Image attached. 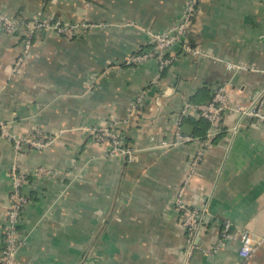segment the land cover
I'll list each match as a JSON object with an SVG mask.
<instances>
[{
    "label": "crops",
    "instance_id": "obj_1",
    "mask_svg": "<svg viewBox=\"0 0 264 264\" xmlns=\"http://www.w3.org/2000/svg\"><path fill=\"white\" fill-rule=\"evenodd\" d=\"M188 1L0 0V11L10 16L91 24L72 38L38 31L16 72L24 35L0 31V118L18 135L42 130L56 138L51 147L25 145L17 154L0 135V250L11 166L18 162L27 173L18 264H264V122L232 108L264 89V0H200L190 41L206 54L180 56L158 81L156 60L129 62L151 48L155 33L179 22ZM217 86L228 90L231 108L185 199L208 202L200 246L217 243L225 220L262 240L245 262L238 238L213 256L201 250L187 256L175 200L201 142L162 148L152 140L172 141L184 103L209 100ZM115 121L125 145L138 150V162L107 156V146L96 142L93 130ZM206 124L192 112L182 131L203 137L199 127ZM39 167L51 172L37 175Z\"/></svg>",
    "mask_w": 264,
    "mask_h": 264
},
{
    "label": "built area",
    "instance_id": "obj_2",
    "mask_svg": "<svg viewBox=\"0 0 264 264\" xmlns=\"http://www.w3.org/2000/svg\"><path fill=\"white\" fill-rule=\"evenodd\" d=\"M200 0H189L183 11L179 22L166 31L155 33L152 37L151 48L131 55L129 62L140 63L149 59L156 60L158 73L154 79L158 81L164 70L170 67L180 56H201L206 52L199 45H193L190 41L192 26L199 10ZM91 26L90 23H53L51 20H44L40 17L25 19L14 17L0 11V31L6 34L22 33L24 35L22 51L18 55L13 65V71H19L28 59L34 38L37 32L42 29H56L61 35L72 38L82 29ZM231 69L246 68L243 64L230 63ZM146 99L145 92L137 97V106ZM231 108L228 90L225 86L214 88L209 100L193 104L185 102L177 116L175 137L172 141L163 137L152 136L155 147L170 148L179 144L200 140L201 145L194 154L191 161V169L188 173L184 185L180 188L175 206L180 211L181 222L187 233V256H191L195 250H201L207 256L215 255L226 241L229 239L240 240L239 255L243 261H247L255 251L257 244L252 233L245 227L235 225L231 220H225L219 240L211 247L200 246L196 242L197 235L201 232L209 215L208 202L202 204H192L185 199V190L192 181L193 174L202 161L206 148L212 145L214 139L223 132V115L225 110ZM242 117H251L264 122V89L249 104L232 107ZM195 112L200 118L208 121L209 127L203 137L186 135L182 131V122L190 113ZM118 123L112 122L108 125L93 130L95 140L100 145L107 146V156H122L130 162L139 161L138 150L125 145L119 133ZM0 135L13 142L14 151L19 154L25 145H30L35 149H45L55 144L56 138L42 130H38L35 137L22 136L16 134L10 123L0 118ZM51 170L46 167H39L37 175H46ZM12 188L10 201L7 207V221L4 237V245L0 250V264H18L17 255L24 243L21 236L19 224L20 215L28 202V196L23 188L27 179V173L22 172L19 163L14 162L10 169ZM242 264V263H240Z\"/></svg>",
    "mask_w": 264,
    "mask_h": 264
},
{
    "label": "trees",
    "instance_id": "obj_3",
    "mask_svg": "<svg viewBox=\"0 0 264 264\" xmlns=\"http://www.w3.org/2000/svg\"><path fill=\"white\" fill-rule=\"evenodd\" d=\"M199 129L201 130V134H204L206 132V129H207V124H206V126L205 125H200Z\"/></svg>",
    "mask_w": 264,
    "mask_h": 264
},
{
    "label": "water",
    "instance_id": "obj_4",
    "mask_svg": "<svg viewBox=\"0 0 264 264\" xmlns=\"http://www.w3.org/2000/svg\"><path fill=\"white\" fill-rule=\"evenodd\" d=\"M184 128H190V129H191V128H193V127H192V125H190V124H187V125H185V127H184ZM184 130H185V129H184Z\"/></svg>",
    "mask_w": 264,
    "mask_h": 264
}]
</instances>
